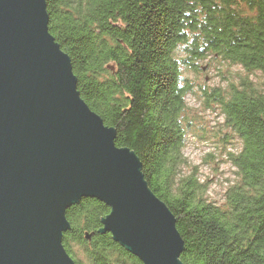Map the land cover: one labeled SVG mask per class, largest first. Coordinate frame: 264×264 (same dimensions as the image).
<instances>
[{
  "label": "trees",
  "instance_id": "trees-1",
  "mask_svg": "<svg viewBox=\"0 0 264 264\" xmlns=\"http://www.w3.org/2000/svg\"><path fill=\"white\" fill-rule=\"evenodd\" d=\"M49 32L70 58L77 90L142 163L151 191L176 219L183 264H264V0H46ZM240 66L226 89H202L241 141L238 182L215 205L178 177L190 122L186 97L206 59ZM260 73L257 85L249 75ZM110 208L82 199L66 211L63 246L76 264H143L101 234ZM90 235V239L86 236Z\"/></svg>",
  "mask_w": 264,
  "mask_h": 264
},
{
  "label": "water",
  "instance_id": "water-1",
  "mask_svg": "<svg viewBox=\"0 0 264 264\" xmlns=\"http://www.w3.org/2000/svg\"><path fill=\"white\" fill-rule=\"evenodd\" d=\"M48 25L46 0H0V264H76L66 211L86 198L110 208L100 233L143 264H183L174 215L80 97Z\"/></svg>",
  "mask_w": 264,
  "mask_h": 264
},
{
  "label": "rangeland",
  "instance_id": "rangeland-1",
  "mask_svg": "<svg viewBox=\"0 0 264 264\" xmlns=\"http://www.w3.org/2000/svg\"><path fill=\"white\" fill-rule=\"evenodd\" d=\"M201 72L185 74L194 83L195 91L186 97L187 127L181 154L184 163L178 167V177L193 176L202 185L206 199L215 204L225 202L226 192L239 178L230 155L241 150V141L225 126V121L215 105L208 103L202 89H226L237 84L247 74L237 65L220 59H206L199 64ZM251 81L258 86L263 78L260 73Z\"/></svg>",
  "mask_w": 264,
  "mask_h": 264
}]
</instances>
